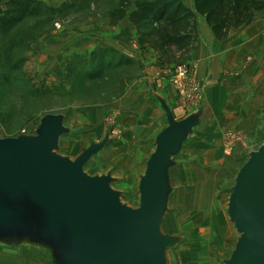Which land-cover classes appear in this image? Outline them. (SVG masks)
Wrapping results in <instances>:
<instances>
[{"label": "rangeland", "instance_id": "obj_1", "mask_svg": "<svg viewBox=\"0 0 264 264\" xmlns=\"http://www.w3.org/2000/svg\"><path fill=\"white\" fill-rule=\"evenodd\" d=\"M6 1L0 0L3 10ZM40 1L41 14L0 30V51L9 54L7 67L14 69L0 86V138L37 136L43 118L63 115L67 132L55 150L76 159L105 141L84 171L111 175V186L133 208L141 203L147 161L169 126L161 98L177 121L200 115L168 167L160 231L176 239L167 246L168 264H228L240 237L228 214L229 197L241 166L264 143V35L249 36L224 73L236 92L231 128L225 129L222 107L201 83L196 64L189 58L171 63L141 48L135 25L121 27L122 33L114 29L110 13L127 2L130 12L136 0ZM259 13L256 20L264 26V11ZM16 63L20 68H13ZM184 65L188 75L179 72ZM144 75L165 79L169 91L146 83L136 90ZM31 218L35 233H0V264H53L55 249L37 232L42 214Z\"/></svg>", "mask_w": 264, "mask_h": 264}, {"label": "water", "instance_id": "obj_2", "mask_svg": "<svg viewBox=\"0 0 264 264\" xmlns=\"http://www.w3.org/2000/svg\"><path fill=\"white\" fill-rule=\"evenodd\" d=\"M161 101L169 126L141 177L139 207L121 201L111 175L84 171L105 141L76 159L55 150L67 132L61 114L43 118L37 136L0 138V233H35L29 219L39 213L43 223L37 232L54 247L53 264H168L167 246L176 240L160 231L168 167L197 123L193 117L200 115L177 121ZM235 183L228 214L240 237L228 264H264V143L241 166Z\"/></svg>", "mask_w": 264, "mask_h": 264}, {"label": "trees", "instance_id": "obj_3", "mask_svg": "<svg viewBox=\"0 0 264 264\" xmlns=\"http://www.w3.org/2000/svg\"><path fill=\"white\" fill-rule=\"evenodd\" d=\"M7 8H0V30H9L28 17L41 14L45 8L40 0H7ZM51 7V6H50ZM128 2L110 13L112 23L129 17L139 32L141 48H153L168 62L186 63L199 38L197 15L183 0H136L128 12ZM49 8V7H48ZM56 8H52L55 10ZM196 12L205 16L217 40H226L243 27L250 25L264 11V0H195ZM0 51V86L6 83L11 62ZM105 49V57L108 56ZM95 57V56H93ZM104 65V60L98 59ZM13 68H20L18 63ZM111 69V67H109Z\"/></svg>", "mask_w": 264, "mask_h": 264}, {"label": "crops", "instance_id": "obj_4", "mask_svg": "<svg viewBox=\"0 0 264 264\" xmlns=\"http://www.w3.org/2000/svg\"><path fill=\"white\" fill-rule=\"evenodd\" d=\"M183 2L197 15V27L199 30V38L196 42L195 49L190 54L189 61L197 65L198 77L201 83L205 85V89L207 88V90L211 92V98L214 94L216 95V98H214L216 105L222 107V126L224 125L225 129L231 128V117L236 111L232 103V95L236 94V92L230 91L225 79L227 76H225L224 73L226 72L228 64L232 62L233 59H236L237 56H235V54L239 53L240 55L242 44L245 43V40L249 36L264 35L263 22L260 19H255L250 25L235 31L230 38L219 41L207 24L205 16L196 12L195 0H183ZM133 7L135 8V4ZM132 10L133 8L130 11ZM129 24L134 27V24L130 21L129 17H127L120 20L116 24L117 27L114 29L122 33L121 27L128 28ZM130 28L132 27L130 26ZM144 49H147V51H154V49L150 47ZM140 79L139 84L137 83V85H135L136 90H145L147 84L151 85L154 91L160 90L162 93L169 91V86L166 84L165 79L164 82H158L156 78H148L146 75Z\"/></svg>", "mask_w": 264, "mask_h": 264}, {"label": "built area", "instance_id": "obj_5", "mask_svg": "<svg viewBox=\"0 0 264 264\" xmlns=\"http://www.w3.org/2000/svg\"><path fill=\"white\" fill-rule=\"evenodd\" d=\"M179 68H180L179 69L180 70L179 72H180L181 75H185V74L188 75V72L189 71H188V67L187 66L184 65V66H181ZM176 81L178 82L179 79H177Z\"/></svg>", "mask_w": 264, "mask_h": 264}]
</instances>
